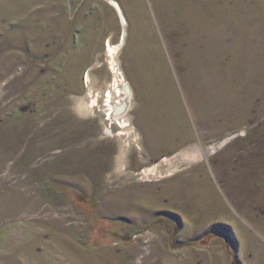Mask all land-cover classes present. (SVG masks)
<instances>
[{
	"label": "rangeland",
	"instance_id": "1",
	"mask_svg": "<svg viewBox=\"0 0 264 264\" xmlns=\"http://www.w3.org/2000/svg\"><path fill=\"white\" fill-rule=\"evenodd\" d=\"M113 1L0 0V264H264V0Z\"/></svg>",
	"mask_w": 264,
	"mask_h": 264
},
{
	"label": "bare ground",
	"instance_id": "2",
	"mask_svg": "<svg viewBox=\"0 0 264 264\" xmlns=\"http://www.w3.org/2000/svg\"><path fill=\"white\" fill-rule=\"evenodd\" d=\"M106 2L109 3V4L112 5V6H113V5L116 6L115 1H113V0H106ZM88 79H89V76L86 77V81H88ZM125 101H126V100H125ZM111 102H112V101H111ZM122 105H123V104H122ZM112 108H114V107H112ZM126 109H127V106H126V105H123L121 108H118V109L116 110L117 113H115V115H121V117H122V114L126 111ZM119 122L122 123L123 121L119 120ZM124 123H125V121H124Z\"/></svg>",
	"mask_w": 264,
	"mask_h": 264
}]
</instances>
